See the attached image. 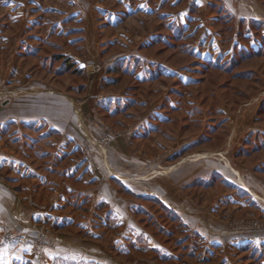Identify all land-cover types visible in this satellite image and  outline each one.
Wrapping results in <instances>:
<instances>
[{
  "label": "crops",
  "instance_id": "1",
  "mask_svg": "<svg viewBox=\"0 0 264 264\" xmlns=\"http://www.w3.org/2000/svg\"><path fill=\"white\" fill-rule=\"evenodd\" d=\"M220 1L234 21L253 16L238 0ZM11 3V23L0 26V232L34 237L45 224L54 240L42 263L15 243L1 244L2 259L128 264L147 253L153 264H264V153L247 149L261 144L251 134L264 133L258 106L229 121L214 149L190 150L194 140L167 122L180 105L163 81L189 84L193 70L182 64L202 67L219 57L210 55L211 43L227 48L209 0ZM56 36L71 59L44 57L41 76L31 51L42 49L33 44ZM177 40L193 61L165 53ZM97 64L101 72L72 71ZM69 73L79 82L68 87L58 80ZM133 83L142 91L131 105ZM199 255L205 258L196 263ZM142 258L137 264L152 261Z\"/></svg>",
  "mask_w": 264,
  "mask_h": 264
},
{
  "label": "rangeland",
  "instance_id": "2",
  "mask_svg": "<svg viewBox=\"0 0 264 264\" xmlns=\"http://www.w3.org/2000/svg\"><path fill=\"white\" fill-rule=\"evenodd\" d=\"M239 5L247 6L250 11H252V18L248 21H244V24L242 26L238 25V21H234L233 15H231V18H233L232 22H229L231 24L223 25L222 31H220V37L223 39L222 41L226 44V47L220 48V46L217 43H211V51L210 55L212 57H215V54L219 53V57L212 58L211 60H219L222 63L228 62L230 59H233L243 51H252L253 53L256 51H259V53H254V55L247 56L243 58L241 64H238L237 67L230 73H219L216 70H211L206 73H204L201 69L202 67L196 63L192 62L189 63L187 66H184L185 64L181 65L183 67H189L192 68L193 71H189L193 77L192 82L189 84H183L179 81H175L173 83H170V80L163 81L164 85L163 87L168 90L169 99L173 100V102L179 104V108H176L174 112L168 111L167 114L168 119L167 122L170 123L169 126L170 131L174 130L176 132L178 129L180 130V137H186L188 139L194 140V144L190 147V150H198L203 147H209V148H216L220 145L221 141L228 136V133L230 132L228 129L229 121H236L242 118L245 110L247 107L253 105V106H260L264 105V0H238ZM12 0H0V26L4 23L5 25H9L10 22V16H11V7H13V4L11 3ZM8 4V5H7ZM5 5V6H4ZM6 5L8 6V9L5 8ZM4 7V8H3ZM212 10L211 6H209ZM227 9V8H226ZM217 16L218 13L215 10H212ZM229 13H231L228 10ZM133 14V13H132ZM145 17L147 20L154 18L151 14H145ZM159 18L156 17V20ZM161 21V20H160ZM216 24V23H215ZM229 25H233V27H236V29H241L244 31L243 35H240V37H236L235 35H231L230 33H223L224 30L227 29ZM216 28L219 30V25H215ZM231 35V37H230ZM52 40V41H51ZM50 40V42H45L42 44V42H35L33 45H35L36 48H41L42 50L35 54L38 57L36 59V67H39L37 69L39 75H43V69H40V67H45V69H48V66L44 65V57L51 58L53 55L58 56L61 55L60 49L65 46V43H63V40L61 37H53ZM235 40V41H234ZM54 41L58 42L57 44H54ZM65 41V40H64ZM176 46H173L174 50L170 49L172 47H168L165 44L164 51L165 53H179L178 56H176L178 59H185L181 63H185L186 61H193L195 58L192 55H189L188 49H186V45L180 41H176ZM189 46V45H188ZM2 49L0 48V55L2 53ZM6 48H4L5 50ZM201 50V49H200ZM35 51V49H34ZM192 53V52H191ZM190 53V54H191ZM202 54V53H201ZM203 57V56H202ZM199 58V59H202ZM170 59V58H169ZM194 63V64H193ZM196 63V64H195ZM206 63V61L204 62ZM52 71L55 72L56 65L53 62ZM102 65L97 64L93 65L92 68L90 67H84L85 73H98L102 70ZM237 69V70H236ZM185 70V69H184ZM240 71L241 76L234 78V75L232 73L234 71ZM235 71V72H236ZM52 73V74H53ZM246 74V75H244ZM50 76V74H48ZM109 77H111L110 74L106 73ZM49 76L46 75V79L49 80ZM54 77V74H53ZM53 82H56L55 79H51ZM59 82L67 83L68 87L71 86V84H75L79 82V78L77 77L75 79V75H72L71 73L67 75H63L59 80ZM226 82L227 84H231L228 88H225L224 86L220 85L221 83ZM133 89L131 90V94H134L133 97L135 99L138 98L140 95V86L137 83H133ZM241 89L245 90L247 94H245V97L236 96V92H234V89ZM166 91V90H165ZM130 92V91H129ZM130 94V93H129ZM130 94V95H131ZM104 96V94H101ZM101 102L104 101L103 97L101 96ZM242 101V102H241ZM169 102V100H168ZM136 103V99L133 104ZM166 103V102H165ZM132 105V104H131ZM224 108H226V111H224ZM134 109V108H133ZM258 109V108H257ZM126 110L122 111L121 114L123 116L130 115V112L126 113ZM133 111V110H132ZM133 113V112H131ZM228 114V115H227ZM239 117V118H238ZM255 120L259 121L260 126L264 129V113L256 111L255 113ZM264 132V131H263ZM233 131H231L230 134H232ZM163 136L171 138L173 134L170 133V135H166L162 133ZM264 133L262 132H256L251 134V139L254 136H260L262 137L261 143H264ZM166 142H170V140H167ZM254 144L251 143L248 145L249 149L248 151L250 153L254 152L251 146ZM155 149V145H153ZM262 149V150H261ZM156 150V149H155ZM259 150L264 153V146L259 147ZM252 151V152H251ZM258 151V150H257ZM217 156L224 158L226 155V151H217ZM264 157V156H263ZM262 157V158H263ZM259 155L256 156L254 159H258ZM261 158V159H262ZM261 164V163H260ZM262 171L264 170V159L262 161ZM132 178H135V176H132ZM47 227L49 229V236H47V240L44 242L39 241L37 239L39 230L42 228ZM106 227V226H102ZM37 232L34 237H29L26 235H22L19 233H13L8 230H2L0 232V246L1 244H7V243H15V244H22V245H28L31 247L33 251L38 255L37 259L43 262V254L45 251V248L50 246L53 238V231L52 228L45 224H39L37 225ZM166 232V231H165ZM14 235H22L23 240L14 239L13 237H16ZM167 236V235H166ZM163 239H171L170 237H165ZM170 243V242H169ZM169 247H172L170 245ZM182 244L179 249H177L180 256H183V258L186 257L185 249H181ZM134 251V250H133ZM136 253L133 252L132 255H135ZM139 254V253H137ZM1 257V256H0ZM141 257L143 258H149L152 261H149L150 264L155 263L157 260L152 258L151 255L145 253L139 254V258L132 259L131 262L128 264H137L138 261H141ZM142 258V259H143ZM204 256H196V259L194 260L196 263L202 262L204 260ZM187 260V259H186ZM216 260V259H215ZM144 261V260H143ZM21 261L13 260L12 257L8 259H2L0 258V264H21ZM39 262V261H38ZM146 263V261H144ZM160 263V262H159ZM180 264L179 262H173V261H166L165 264ZM40 264V262H39Z\"/></svg>",
  "mask_w": 264,
  "mask_h": 264
},
{
  "label": "trees",
  "instance_id": "3",
  "mask_svg": "<svg viewBox=\"0 0 264 264\" xmlns=\"http://www.w3.org/2000/svg\"><path fill=\"white\" fill-rule=\"evenodd\" d=\"M209 4H210L212 10H215L218 13V17H217V20H216V24L219 25V30L218 31L220 32V31H222V26L224 24L225 25L231 24L229 22H232V20H233V18H231V15L232 14L228 12V9H226V7L224 6V4L221 3L220 0H209ZM242 24H244V21L243 20L242 21L239 20L238 21V25L239 26L240 25L242 26ZM225 32L226 33L227 32L230 33L232 36L235 35L238 38L240 37V35H243L244 34V31L243 30L236 29V27H233V25H229L227 27V29L223 31V33H225ZM231 35H230V37H231ZM185 48L188 49L187 46ZM188 51L190 53L192 52L190 49H188ZM32 52L35 54V52L37 53L38 51L35 50V51H31V53ZM254 53H259V51H256ZM254 53L252 51H243V52H240L239 54H237V56L235 58L230 59L226 63H222L219 60H215V61H213V60H207L206 63L202 66V69L201 70L204 73H206L208 71H211L212 69L218 71L219 73H221V72H223V73H230V72H232L237 67L238 64H241L242 63V61L244 60L243 58H245L247 56L254 55ZM51 59H66V60H68V59H71V58L70 57H65L63 54H61V55H58V56L53 55L51 57ZM71 66H72V64H70L68 68H72ZM72 71H78V73H79L80 71L83 72L84 71V68H82V69L81 68L80 69L75 68V69H72ZM235 71L232 73V75H234V78L240 77L241 74H243L240 71H236V72ZM244 75H246V74H244ZM179 82L182 83L181 81H179ZM220 85H222V86H224L225 88H228V89H229V87H227V86H230L231 87V84L229 85L226 82L221 83ZM233 91L236 92V93H238V94H236V96H239L240 95L241 97H245V94H247L245 90H241V89H237V88L234 89ZM134 101L135 100H130L129 104L134 103ZM257 111L258 112H261V113L262 112L264 113V105L263 104L260 105L258 107ZM263 146H264V143H261L260 145H257V146L256 145H253L252 148L254 150H258L259 147H263ZM242 151H243V149L241 150V152ZM160 230L166 231L165 229H162V228H160Z\"/></svg>",
  "mask_w": 264,
  "mask_h": 264
},
{
  "label": "built area",
  "instance_id": "4",
  "mask_svg": "<svg viewBox=\"0 0 264 264\" xmlns=\"http://www.w3.org/2000/svg\"><path fill=\"white\" fill-rule=\"evenodd\" d=\"M41 227L42 228L39 230L37 239L41 242L42 241L44 242L45 240H47V236H49V229L47 227L45 228L43 226ZM14 236H16V237H13L14 239H19V238H21L20 240L24 239L22 235H14Z\"/></svg>",
  "mask_w": 264,
  "mask_h": 264
}]
</instances>
